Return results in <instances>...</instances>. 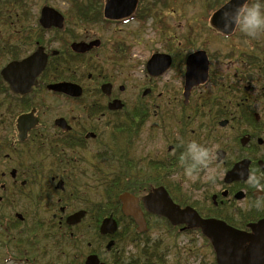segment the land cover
<instances>
[{
	"label": "flooded vegetation",
	"instance_id": "af4514ba",
	"mask_svg": "<svg viewBox=\"0 0 264 264\" xmlns=\"http://www.w3.org/2000/svg\"><path fill=\"white\" fill-rule=\"evenodd\" d=\"M170 1L136 0L129 18L113 21L102 16L104 1L101 7L99 0H82L70 18L69 39L54 56L57 64L37 78L29 94L13 93L0 75V264L9 260L84 264L88 255L106 264L120 259L123 255L112 251L114 234L92 237L84 252L74 250L63 260L62 234L73 235L71 228L62 225L68 214L81 208L86 210L87 227L94 221L99 227L103 218L112 215L122 239L141 240L120 207V213L109 214L110 182L117 183L113 181L119 178L122 192L137 194L147 189L133 180L139 175L150 181L165 178V189L175 204L190 206L200 217L240 232L246 236L241 252L264 257V203L256 205L257 195L264 192V33L253 39L237 28L222 43L225 51L215 42L195 47L189 23L170 32L167 16L178 8H169ZM132 22L150 25L159 44V50L151 53L169 56L170 63L161 74L147 73V58L142 70L137 69L140 58L129 52L131 43L138 45L142 38L136 35L128 43L121 28ZM114 25L119 30L109 32L108 27ZM201 30L198 27L195 32ZM95 40L98 45L87 52L70 50L73 42ZM23 46L27 49L28 44ZM197 50L212 57L208 58L207 81L193 87L185 100V59ZM66 57L71 59L67 82L77 87L71 94L48 90L50 83L59 81ZM4 61L0 58V72ZM129 61L132 64H126ZM135 77L140 82L128 90ZM170 79L178 85H170ZM114 100L122 105L120 109H110ZM28 113L36 123L32 128L31 121L23 123L22 128L29 130L20 139L16 119ZM57 120H64L69 130L57 126ZM189 140L213 147L212 172L197 175L204 177L202 182L187 177L179 161ZM253 176L260 178V187L250 183ZM76 178L84 179L81 186L76 185ZM131 184L136 185L130 189ZM138 204L146 223L158 220ZM163 223L167 224L165 219ZM175 231L180 237L196 233L199 245L212 255L209 262L216 264L212 245L200 231L183 225ZM109 241L114 243L108 251Z\"/></svg>",
	"mask_w": 264,
	"mask_h": 264
},
{
	"label": "water",
	"instance_id": "95a60500",
	"mask_svg": "<svg viewBox=\"0 0 264 264\" xmlns=\"http://www.w3.org/2000/svg\"><path fill=\"white\" fill-rule=\"evenodd\" d=\"M235 2V0H233ZM136 0H105L103 16L109 20H119L131 15L134 10ZM229 0L217 9L209 19L210 26L216 31L222 33L220 29L223 26L221 18L222 12L230 8ZM40 26L44 29L50 27L61 28L63 17L60 13L51 7L44 6L40 9L38 19ZM223 34V33H222ZM95 40L88 44L79 42L71 44V49L76 53H83L93 46H97ZM47 61V55L43 52L42 47H38L32 54L20 61L8 63L0 72L2 78L8 82L12 91L19 95H24L31 91L36 84V78L44 69ZM169 57L163 54H154L147 61V72L151 76L161 74L169 64ZM208 61L203 51H197L190 54L186 59V72L184 84V97L187 99L190 89L193 86L203 83L207 77ZM49 89L71 94L76 87L70 83H58L48 86ZM113 101L111 109L121 108V105ZM27 116H21L18 120V127ZM21 128V127H20ZM19 128V129H20ZM22 139L23 137H20ZM122 211L125 215L131 216L138 224L139 230L145 229V223L142 214L137 206L136 199L129 194H122ZM144 206L149 212L164 216L172 225L187 224L189 227H199L202 234L208 237L216 252L217 264H264V257L256 252H241L239 242H244L245 237L235 232L230 227L213 220L201 219L192 209L186 207L180 209L173 204L163 188L154 189L148 196L143 199ZM83 211H79L66 220L68 225H74L80 221ZM116 231L115 222L109 217L102 221L99 228L101 234H113ZM255 240H259L256 238ZM111 243H109L110 245ZM108 245V247H109ZM253 253L255 255H253ZM85 264H102L99 263L95 256L87 257Z\"/></svg>",
	"mask_w": 264,
	"mask_h": 264
},
{
	"label": "rangeland",
	"instance_id": "374dc122",
	"mask_svg": "<svg viewBox=\"0 0 264 264\" xmlns=\"http://www.w3.org/2000/svg\"><path fill=\"white\" fill-rule=\"evenodd\" d=\"M82 0H33L31 5V14L33 15V18H38L39 15V9L41 5H47L52 6L59 10L61 13H65V22H66V30L64 32H50L45 35V42L43 43L44 49L46 52L50 51H59L61 49V45L65 42V40H68V31H71L72 24H71V17L74 14V11L76 10L77 6H80L82 4ZM178 6L177 10L173 11L172 15H168V21L171 26L170 32H177L178 29L176 27L182 25L183 23H189V27L193 28L194 34V41L196 45L195 47H198L199 43H204L208 47V43H219L221 50H226L222 43L228 42L229 40L220 39V37L212 34L208 29V13H206L205 8L201 7L199 3L187 5L186 0H179L177 2H169V8L173 9L174 7ZM2 16H0V43L9 40V32L6 26L2 25ZM25 26L30 25L31 27L35 25L34 21H24ZM186 25V24H185ZM202 28L201 31L195 32L196 28ZM122 31L124 34L126 33L125 41L130 43L134 42L136 39V35L141 40L138 45L133 46L134 43H131L130 52L135 59L140 58L138 60L136 66H138V70H142L144 65V60L148 58V52L151 53L152 51H157L158 45L156 43V40L153 36L152 28H150V25H144L140 26L134 22L127 23L125 25L121 26ZM109 32H117L119 28L117 25L109 26L108 27ZM121 36V34L119 35ZM154 40V41H153ZM12 40L10 38L8 44L11 45ZM240 43V42H238ZM133 47V48H132ZM210 47L212 48V44H210ZM215 47V45H214ZM28 51H31V47H27ZM217 49V48H215ZM33 50V49H32ZM214 50V49H213ZM212 50V51H213ZM136 55V56H134ZM126 64H132L131 61L126 62ZM134 81L130 84V89L135 87V85L140 82L138 78H134ZM165 83V82H163ZM162 83V84H163ZM169 84L173 87H176L178 83L176 82V79H170ZM140 89L143 88V84L139 83ZM207 88H205L206 90ZM191 179V178H190ZM204 179L203 176H197V179L193 182H202ZM84 180V179H83ZM189 186L192 185V183L188 184ZM191 238V237H190ZM196 239V238H194ZM187 239L184 237L177 238L175 241H172V238H170L166 234H161L158 232V237L156 239V245L154 247L156 248V251L159 254H164V262L165 264H212L209 262L212 260V255L210 252L207 253V250L202 245H199L200 240H195L193 243H189L186 241ZM128 253L130 254H137V249L134 246L128 247ZM13 264H24L14 261Z\"/></svg>",
	"mask_w": 264,
	"mask_h": 264
},
{
	"label": "clouds",
	"instance_id": "9594fccd",
	"mask_svg": "<svg viewBox=\"0 0 264 264\" xmlns=\"http://www.w3.org/2000/svg\"><path fill=\"white\" fill-rule=\"evenodd\" d=\"M230 8L222 12L223 26L220 31L227 39L237 28L248 38H256L260 33H264V0H229ZM214 158L212 146L198 143L196 140H189L184 150L181 152L179 161L183 168V173L195 179L201 172L210 174L212 169L210 164ZM254 186L260 187V178L253 176L250 180ZM264 203V192L257 195L256 205L259 207ZM6 264H13L7 261Z\"/></svg>",
	"mask_w": 264,
	"mask_h": 264
},
{
	"label": "trees",
	"instance_id": "16d2710c",
	"mask_svg": "<svg viewBox=\"0 0 264 264\" xmlns=\"http://www.w3.org/2000/svg\"><path fill=\"white\" fill-rule=\"evenodd\" d=\"M225 0H210L212 9L220 6ZM33 0H0V16H2V25L6 26L9 32V40L11 38V45L8 44L9 40H5L0 44V58L7 59L12 55L13 57H19L25 53L24 43L28 44V47H33L36 42L42 43L45 34L49 30L40 28L35 18L31 14V5ZM33 20L34 26H25L24 21ZM54 31H57L54 29ZM68 64V63H66ZM64 72V70H63ZM62 72V75L64 76ZM118 184V183H117ZM120 185V184H118ZM118 185L110 192V212H115V206L117 194L115 193ZM158 228L162 229L164 226L158 224ZM148 243V241H147ZM143 260L140 262L132 257L129 262H123L120 264H165L162 255L155 251V248L150 246L143 247Z\"/></svg>",
	"mask_w": 264,
	"mask_h": 264
}]
</instances>
